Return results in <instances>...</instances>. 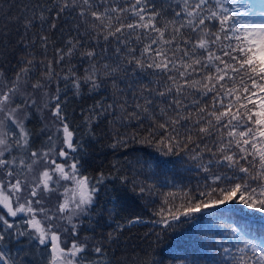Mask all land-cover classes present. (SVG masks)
Segmentation results:
<instances>
[{
  "label": "snow or ice",
  "instance_id": "snow-or-ice-1",
  "mask_svg": "<svg viewBox=\"0 0 264 264\" xmlns=\"http://www.w3.org/2000/svg\"><path fill=\"white\" fill-rule=\"evenodd\" d=\"M227 3L0 0V49L23 53L0 65V264H26L12 238L28 241L27 264H123L111 246L141 218L98 237L99 218L119 216L129 192L151 196L157 173L139 157L132 176L119 162L89 171L101 124L108 148L146 144L195 170L194 185L163 195L154 223L174 231L233 203L264 214V11L241 21ZM133 121L146 136L121 132ZM104 196L112 207L101 210ZM225 227L227 239L208 242L221 257L209 264H264V236Z\"/></svg>",
  "mask_w": 264,
  "mask_h": 264
},
{
  "label": "trees",
  "instance_id": "trees-1",
  "mask_svg": "<svg viewBox=\"0 0 264 264\" xmlns=\"http://www.w3.org/2000/svg\"><path fill=\"white\" fill-rule=\"evenodd\" d=\"M18 2H26V0H18ZM245 4L246 0H228L226 7L230 8L241 21L250 19L258 21L259 13L249 11ZM12 14L17 15V9L14 8ZM3 23L4 21L0 20V24ZM9 27L15 30L18 25L12 24ZM18 55H23V53L11 49L4 53L3 49H0V65L11 66L15 63ZM123 86L122 83L121 87ZM104 95H108V92L105 91ZM91 103L93 100L89 98L86 100L85 106ZM76 115L79 116L78 108ZM30 126L38 129L40 125L36 120H33ZM109 127L107 124H101L96 129V139L91 141L89 148V171L94 172L96 169L109 171L113 162H119L125 166L124 171L132 176L141 168V165L135 163V159L139 157L142 163L147 161L148 165L151 166H144V170L149 175L152 172L157 173L153 177L157 184V190L151 196L146 195L144 198H140L129 192L127 195L121 196L119 216L109 219L107 213L102 212L99 218V224L96 227L98 237L101 233L106 234L115 229L117 221L127 225L128 220L137 216L146 220L131 227L125 226L122 232L117 233L118 242L111 246L110 251V257L114 256L117 262L136 264L138 259H155L162 261L163 264H209L210 258L220 260L221 257L216 254L217 249L210 248L208 242L213 239L216 241H220L222 238L227 239L226 224L247 230L249 236H264V219L262 218L264 214L247 209L237 203H233L227 208L209 209L206 212L197 213L191 222L178 223L174 231L165 229L162 224L154 223L158 219L154 212L163 206V195L169 191L179 193L181 189L194 185L196 183L195 170L186 172L185 168L188 165H181L179 163L180 157H165L162 153L157 152L154 147L146 144L132 142L129 148H121L118 151L108 148L109 140L105 134L108 133ZM144 127L146 128L147 125ZM120 130L121 132H138L140 135H147L144 128H136L135 121L129 127ZM37 143H39V139ZM127 161H132V164L127 165ZM156 164H159V168L156 167ZM144 178L143 176L140 177V179ZM149 182L151 183L152 179ZM112 185L118 187V182H112L110 191ZM108 201L107 196L101 198V210L112 207ZM176 203H180V200L177 199ZM214 211L223 215L212 219ZM85 234L92 235L93 233L91 229H88ZM235 243L237 241H230L233 251H235ZM8 248L13 256H19L27 264L29 258L23 255L24 251L28 249V241L25 238L19 240L12 238L8 243Z\"/></svg>",
  "mask_w": 264,
  "mask_h": 264
},
{
  "label": "rangeland",
  "instance_id": "rangeland-1",
  "mask_svg": "<svg viewBox=\"0 0 264 264\" xmlns=\"http://www.w3.org/2000/svg\"><path fill=\"white\" fill-rule=\"evenodd\" d=\"M261 0H246V9L248 8L249 11L261 12L264 9L261 8ZM264 217V215H263Z\"/></svg>",
  "mask_w": 264,
  "mask_h": 264
}]
</instances>
